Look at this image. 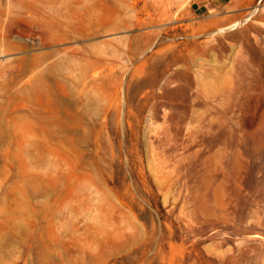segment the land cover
Wrapping results in <instances>:
<instances>
[{
  "label": "rangeland",
  "instance_id": "rangeland-1",
  "mask_svg": "<svg viewBox=\"0 0 264 264\" xmlns=\"http://www.w3.org/2000/svg\"><path fill=\"white\" fill-rule=\"evenodd\" d=\"M0 264H264V0H0Z\"/></svg>",
  "mask_w": 264,
  "mask_h": 264
},
{
  "label": "crops",
  "instance_id": "crops-1",
  "mask_svg": "<svg viewBox=\"0 0 264 264\" xmlns=\"http://www.w3.org/2000/svg\"><path fill=\"white\" fill-rule=\"evenodd\" d=\"M201 5H203V4H199L198 7L201 6Z\"/></svg>",
  "mask_w": 264,
  "mask_h": 264
}]
</instances>
